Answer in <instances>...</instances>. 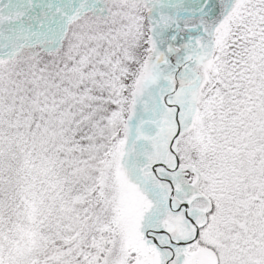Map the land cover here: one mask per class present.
<instances>
[{
	"label": "snow or ice",
	"instance_id": "obj_1",
	"mask_svg": "<svg viewBox=\"0 0 264 264\" xmlns=\"http://www.w3.org/2000/svg\"><path fill=\"white\" fill-rule=\"evenodd\" d=\"M0 264H264V0H0Z\"/></svg>",
	"mask_w": 264,
	"mask_h": 264
}]
</instances>
